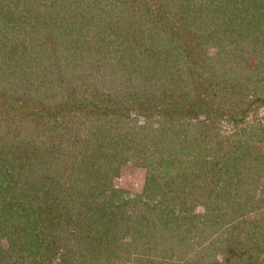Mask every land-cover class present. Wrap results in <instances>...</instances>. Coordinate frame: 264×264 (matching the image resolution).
<instances>
[{"label": "rangeland", "instance_id": "374dc122", "mask_svg": "<svg viewBox=\"0 0 264 264\" xmlns=\"http://www.w3.org/2000/svg\"><path fill=\"white\" fill-rule=\"evenodd\" d=\"M73 35L89 45L71 44ZM0 41V136L34 152L25 161L34 173L14 172L33 189L14 204L23 214L11 227L17 244L29 230L44 247L60 237L41 264H264V0H0ZM22 45L26 60L35 57L32 89L43 79L63 91L50 74L67 67L86 107L76 100L66 118L40 117V94L28 117L31 101L21 98L30 90L15 86L16 74L5 81ZM144 59L175 66L173 118L144 100L102 107L85 92L108 91L115 64L126 90L121 79L111 88L140 96L133 80L153 72ZM38 196L52 203L39 206ZM52 209L62 215L56 231L42 215ZM4 233L0 264H34Z\"/></svg>", "mask_w": 264, "mask_h": 264}, {"label": "trees", "instance_id": "16d2710c", "mask_svg": "<svg viewBox=\"0 0 264 264\" xmlns=\"http://www.w3.org/2000/svg\"><path fill=\"white\" fill-rule=\"evenodd\" d=\"M64 25V22L62 23ZM83 29V28H82ZM74 30L75 29H71ZM70 30V31H71ZM70 31H68L66 33V35H68L70 33ZM231 33V32H230ZM64 34V33H63ZM86 35L85 31H82V35ZM81 35V36H82ZM73 38L66 37L69 38V41L71 44L77 46L81 49H85L88 45H89V41H80V39L78 38L79 36H72ZM63 38V37H62ZM65 38V37H64ZM1 43V41H0ZM16 43H5L4 45L7 46H11L13 47V45H15ZM2 45V43H1ZM2 48V46H1ZM27 48V46L22 45L21 48L18 50H15L14 54L15 56H12L11 58L13 59L15 67L14 69L9 73L10 76H8L9 78H6L5 81L6 82H12L14 80L15 77H11L13 75L16 74V79H18L21 83L20 84H15V86L17 88H20L19 85L22 86H27V88L30 90L28 91L30 93V98H26V97H22L21 100H23L25 103H28V101H31V105L29 106L30 109H32V113L31 110L29 111V113L27 114L28 117L32 118V114H33V109L36 108V102L38 103V100L40 98V94L43 95L44 98V106H48V110L44 111L43 108V112H41L40 108H36L38 109L37 114L38 116L42 117V116H48V117H52L54 119L59 120V117L61 116L62 118H66L65 113L63 111H66V113H68L69 111V107H73L75 108L76 106V100L80 101L81 106L84 108L86 107L87 104H83L81 102L82 99H78V96H80V92H79V87L77 84H74L75 86L71 85V81H69L66 77V74L68 73L67 67L69 60H66L68 62H63L62 65L63 69L58 68L56 65H54V68L51 69L52 70V74H50V77L53 76V81L57 82H61L63 84H65L66 87L61 88L63 91L58 90L57 88H55V86H53L51 82H47L46 80L44 81L42 76V73H38V77H40L41 79V84L43 85L42 87L38 88V89H32L33 86V82H30L32 80L33 74L34 72L27 70L26 67L27 65L32 66L33 63H35V57H31V59H25V54L23 49ZM12 52V51H11ZM91 52V51H89ZM88 52V53H89ZM86 53V52H85ZM87 53V54H88ZM7 51L6 53H4L3 55L7 57ZM84 54V53H83ZM83 54L81 52H78V59H83ZM73 54L70 53L69 56H72ZM69 56H67V58L69 59ZM139 61V60H138ZM60 62V61H58ZM121 62V61H120ZM136 62V60L134 61ZM133 62V63H134ZM140 62H143L142 60ZM139 62V63H140ZM27 63V64H26ZM61 63V62H60ZM152 63V64H150ZM163 62L158 61H148L146 59H144V65L145 66H151L153 69L152 75H147V77H143L141 76V79H137V80H133L134 82H136V87H140V84L143 83V87L140 88L139 92L141 93L140 96V100L135 97L132 98L131 94H123L120 93L125 87L126 84L124 82V75H121V73L117 74H113L114 72H118L120 71L119 66L117 67L115 64L111 67V71H112V76H109L110 79L108 80L109 84H108V91H103L102 95L100 96V91H98V87L96 85H92V86H88L86 88V91L88 93V95H92L93 97H95L93 100L96 101V97L101 99L102 107H106L108 108V106H113V104L117 105V103L120 105L124 104V102H126L128 99H133L135 101H142L144 100V102H148V106L147 109L151 108L153 110V112H157L158 114H162V116L164 117H170L173 118L175 116V112H179V106L176 105V96L175 98L172 97V92L170 91V89L168 88L170 86L171 80L172 83L174 84L175 80H173V77L171 76V80L170 77H168V74L170 71H175V66L172 65H168V63L164 64V67L162 68L161 64ZM55 64H57V61L55 62ZM172 69H169V68ZM19 69V70H15V69ZM99 68V67H98ZM108 68V67H107ZM100 69V68H99ZM106 69V68H105ZM97 70V68L95 69ZM46 70L43 69V72H45ZM50 72V70H47ZM42 72V71H41ZM134 72H138L139 73V69H137ZM44 74V73H43ZM121 75V76H120ZM173 75V74H172ZM115 76V77H114ZM127 76V75H125ZM139 77V76H137ZM11 78V80H10ZM106 79V77H104ZM115 79H121V83L120 85H122L124 88L122 89H116L113 90L111 88V86L116 87L113 83L115 81ZM140 80V81H139ZM133 82V83H134ZM14 83H12L11 85L13 86ZM45 85V87H44ZM107 86V85H106ZM11 87V86H10ZM14 87V86H13ZM198 89L201 87L199 84H197L196 86ZM11 89V88H10ZM34 90V91H33ZM46 90V91H45ZM126 90V88H125ZM94 91V92H93ZM124 91V90H123ZM5 93H3L4 95ZM123 94V95H121ZM36 95V96H35ZM23 96V95H21ZM20 96V97H21ZM34 96L36 97L35 102L34 100ZM10 97L13 100H16V98L18 97H14L13 94L10 95ZM20 99V98H18ZM55 100L56 105L58 107V105L60 106V109L55 110L51 105V100ZM93 101V102H94ZM118 101V102H117ZM89 104V103H88ZM96 104H89L88 107V112L89 113H93L94 110L92 109L93 107H95ZM195 105V102L191 105L189 103H186L185 106L187 108L185 109H189L191 107H193ZM190 112V111H189ZM63 115V116H62ZM173 116V117H172ZM71 117V116H69ZM71 119V118H69ZM13 136V135H7V136H0V234L1 232H5L4 234L8 235V236H12L11 241H12V247L15 248H21V250L23 251H27V259H33L34 260V264H41L42 262L45 261V259L49 258V253L50 252L48 249L51 246H55L56 244L59 245V243L61 242V238L60 237H56V236H52L50 238H48V240L50 241L49 246H42L41 243L39 241H37V239H32L31 236L33 235V232L31 230L27 231L26 234H24V240L21 241V244H17V241L14 239L13 235L11 234L12 232V225H14L15 223V219L16 218H20L21 216H23V214L20 212V210L17 208H14V204H19V202L21 201L22 198L24 197H28L30 189L33 190L32 188H26V186L29 184V181L26 180L24 182V184H22L21 186H19V184L17 183L16 180H14V172L15 171H22L23 170V174L26 176H30L34 173L33 168H30L31 164H28V162H25L28 158L33 157L34 156V152H27V150L22 149L20 147H16V146H12V145H7L8 141H9V137ZM17 137V135H15ZM14 137V136H13ZM15 141H17L18 139H16L14 137ZM22 160V161H21ZM86 160V159H85ZM24 162V163H23ZM88 164L91 167L90 161H88ZM53 179V178H52ZM55 180V179H54ZM57 181V180H55ZM55 181L53 182L55 184ZM59 181V180H58ZM6 182H8V185L11 188H15L18 191V196L16 197V191H13L11 188H9V186L6 184ZM31 182V181H30ZM24 185V186H23ZM168 185L166 184V187ZM24 189H27L26 191H24ZM26 192V193H24ZM38 192V191H37ZM103 192V191H101ZM8 193L10 195H8ZM32 193V191H31ZM44 193V192H43ZM51 196V195H50ZM39 197V196H38ZM15 198H17V201L15 200ZM51 198H53V196H51ZM55 199V198H54ZM20 200V201H19ZM26 199V202L27 203ZM54 201V200H53ZM55 202V201H54ZM23 203V202H22ZM47 204L50 205L51 203L48 202V200H43V197H39V206H42V204ZM23 204V205H24ZM54 204V203H53ZM57 208H59V206H61V203H55ZM53 206L52 208L56 207ZM32 204L30 203V207H28L29 209H31L30 211L36 215V213L32 210ZM99 206L96 205L95 208H97ZM19 208H23L25 209V206H19ZM99 209V208H97ZM104 212L103 208L100 209ZM59 210H56V215L53 217V213L54 210L52 209L49 212L46 213H40L42 215H45L49 221V224H51V226H49L48 228L52 230V226L54 231H56V228H58L59 223H61L62 221V215L59 213L57 215V212ZM114 213V212H113ZM115 215V213H114ZM32 215L29 213V216L27 215V221L29 222V224H33L34 226L37 225H42V222L39 218H35L32 217L30 218ZM115 217V216H114ZM28 224V225H29ZM27 227H25L26 229ZM109 231V230H108ZM55 233V232H54ZM1 237V235H0ZM17 244V245H16ZM42 248H44L45 250H43ZM48 250V251H47ZM2 251V250H1ZM50 255V256H51ZM11 259V258H10ZM258 259L257 257L254 258V260ZM4 259H2L1 261H3ZM12 260V259H11ZM5 262H3V264H10L9 259L8 260H4ZM8 262V263H7Z\"/></svg>", "mask_w": 264, "mask_h": 264}]
</instances>
